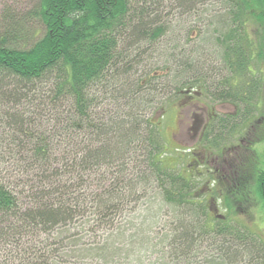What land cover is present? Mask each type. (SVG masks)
<instances>
[{
	"label": "trees",
	"instance_id": "trees-1",
	"mask_svg": "<svg viewBox=\"0 0 264 264\" xmlns=\"http://www.w3.org/2000/svg\"><path fill=\"white\" fill-rule=\"evenodd\" d=\"M37 1L35 10L40 33L34 37V43L19 50L8 46V40L0 42V108L6 110L2 112L1 119L10 129L0 137V165L3 163V150L14 158L20 154L21 161H30L29 167L38 179L36 186L19 193L15 191L17 185L1 183L3 177L0 175V264H15L16 261L35 264L34 260L45 261L42 264H58L56 259L60 263L57 255L65 250L64 247L53 251L50 260L37 258L42 246L48 242L46 235L50 236L51 231L58 235L55 231H62L76 223L82 226L81 218L87 213L88 216L99 217L98 222H102L118 212L117 201L124 198L125 191L149 179L161 186L163 200L177 219L174 234L165 239L173 248L171 256L174 264H196L191 262L192 255L198 253L193 248L201 246L207 239L210 249H214L211 257L217 255L219 259H205L206 264H264V251L255 242H250V235L230 231L227 225L210 219L208 205L206 207V203L195 194L191 195V179L172 173L173 170L166 169L162 161L166 148L161 121L173 96L176 100L186 92L195 91L223 103L236 100L243 103L249 98L232 94L236 83L208 93L207 81L216 85L212 74L216 75L217 70L209 67L212 78L205 76V81L201 78L203 73L199 62L187 57L186 50L177 53L179 40L172 31L171 22L162 20L164 17L161 18L163 15L157 8L158 0ZM226 1L219 3L225 6ZM230 1L233 5L224 7L226 15L213 18L215 32L212 31L204 43L214 48V58L223 62L222 68L228 69L236 82L250 69L246 61L253 56L249 48L252 42H249L246 28L251 18L260 26L257 43L264 50V0ZM174 2L178 9L190 10L193 3L199 4L202 0ZM4 15L5 20L1 21L14 31L11 40L17 41L15 17L10 16V11H5ZM4 37L6 35L0 36V40ZM167 39L173 41V48L180 56L166 53L164 77L146 72L139 81L141 58L148 53L151 55L156 47L160 53L169 51L172 42ZM172 72L174 75L169 77ZM258 77L260 86L263 82ZM158 79H162L161 82ZM170 89H173L171 99L165 96L161 100L156 112L146 120L149 130L141 134L139 128L143 123V114L150 111L149 106L154 104L156 94ZM103 99L109 104H102ZM27 114L29 117H26ZM102 115L106 118H101ZM37 116L46 117L48 121L54 119L57 124L66 122V130L63 131L69 142L81 131L84 140L91 144V149L84 156L79 158L78 150H73L72 157L64 158L73 165L69 166L66 174L79 171L77 176H82V179L83 173L89 169L102 166L116 168L119 165L117 177L121 182L113 183L114 187L110 185L105 198L103 194L90 197L93 193L89 192V196L84 195L83 198H86L81 202L79 198L82 195L77 197L72 187L61 184L58 168L47 165L49 152L45 134L32 129ZM215 118L217 122L211 125L212 130L205 140V144L211 147H216L218 141L223 140L227 129L235 121L233 119H237L228 116ZM263 119L261 117L259 121ZM235 125L239 124L236 122ZM142 149L146 151L152 177H139L136 185H132L133 182L123 183L128 173L125 168L129 165L117 163L131 155L136 156L135 152ZM174 150L180 152L183 149ZM25 152L30 153L29 158L22 156ZM28 170L24 169L22 175ZM238 175L241 189H248L253 184L259 200L264 203V165L254 174L246 168ZM67 197L69 200H66ZM88 198H93V203ZM201 216L204 220H199ZM87 222L83 221L84 227ZM62 234L59 233L52 245L59 247L62 244L59 239ZM69 239V248H77L78 241H72L71 236ZM234 246L237 250L232 248Z\"/></svg>",
	"mask_w": 264,
	"mask_h": 264
},
{
	"label": "rangeland",
	"instance_id": "rangeland-1",
	"mask_svg": "<svg viewBox=\"0 0 264 264\" xmlns=\"http://www.w3.org/2000/svg\"><path fill=\"white\" fill-rule=\"evenodd\" d=\"M219 1L222 0H202L199 4L193 3L190 10H180L174 0H158L157 8L163 15L161 18L164 17L162 20L171 22L172 31L174 30L173 33L179 40L177 53L186 50L187 57L199 62L198 66L203 73L201 78L205 81H207L205 76L212 78L209 74V67L213 68V71L217 70L216 75L212 74L213 77L215 76L216 85L213 86L211 82L207 81L208 93L217 88L225 89L228 84L236 83L232 89L234 90L232 94L234 96L240 95L245 99L249 98V100H244L243 103L237 100L223 103L208 99L205 94L203 96L200 94L199 98L196 97L192 102L196 101L198 107L203 108L204 111H198L202 117L209 115L233 117L237 118L233 120L239 125L232 122L223 140L218 141L216 147H211L202 142L192 145L193 142L181 137L184 140L182 149L187 151L195 147L189 153L188 151L177 152L174 150L176 149L174 140L178 141L177 121L180 119L179 121L185 129L186 124L184 123L189 121V114L185 107L186 98L177 97L174 100L173 96L172 100H169L168 110L161 121L164 148H166L162 161L166 169L173 170L172 173L181 174L191 179V195L195 194V196L200 197L201 202L206 203V207L208 205L210 211L208 217L210 219L222 222L223 225H227L230 231L242 232V235L249 234L252 238L248 237L250 242H255L254 244L264 251V203L259 200L253 184L249 185L248 189H241V185H238L239 181H237L240 177L238 173L243 172L246 168H249L250 172L254 174L264 165V119L259 121L261 117L264 118V50H261L257 43L260 26L253 18L247 25L246 33L249 35V42H252L249 48L252 49L253 56L246 61L247 67H250L249 73L245 72L241 80L235 82L231 78L229 70L222 68L223 62L220 63L214 58V48L204 43L208 36H211L212 31L215 32L216 27L212 24L215 21L213 18L224 17L227 12L224 7L233 5L230 0H225V6L221 5ZM37 3V0H0V36L6 35V38H1L0 42L8 40V46L19 50L29 48L34 43V37L40 33V23L35 10ZM5 11H10V16L15 17L17 41L11 40L10 36L13 37L14 31H10L8 24L4 26V21H1L4 19ZM163 21L161 22L163 23ZM167 40L169 43L172 42L169 51L164 52L163 50V53H160L156 47L154 51L152 50L153 55L148 53L147 56L141 58V65L138 67L139 81L146 72L152 76L164 77L166 74L165 54H174V56L180 54H176L173 41ZM245 48L248 49V45H245ZM173 75L174 72L169 77ZM258 75L263 82L260 86L258 85ZM161 80L158 79L159 82ZM172 90L156 94L157 98L154 104L149 106L150 111L147 110L141 118L143 120L142 126L139 128L142 130L141 134L149 130L146 120L160 106L161 100L165 96H169L171 99ZM102 102L104 105L109 104L104 99ZM4 111H6L5 108H0V137L5 136L10 131L2 123L1 116ZM34 116L35 114L32 118ZM26 117H29L28 114ZM101 118L105 119L106 115H102ZM34 119L36 125L32 127L33 131L40 132V134L41 132L44 133V139L48 142L49 155L47 156L49 161L47 165L50 164L49 168H58L57 174L61 178V184L72 187L77 197L82 195V198H79L81 202L86 198V196L83 198L84 195L89 196V192L93 193L90 197L95 194H103V198H105L109 186L114 187L113 183L121 182L117 177L119 165L116 164V168L115 166L112 168L102 166L89 169L83 173L82 179V176H77L79 171L66 174L72 164L69 159L64 160V158L72 157L73 150L74 152L78 150L79 158L84 156V153L91 149V144L84 140L81 131L74 135V139H70L69 142L63 131L66 130V122L57 124L54 119L48 121V118H38V116ZM3 153H1L3 163L0 165V175L3 177L1 183L14 187L17 185L15 191L19 193L26 192L30 186L34 187L38 184V179L36 180L34 176L35 171L29 167L30 161L28 159L21 161L20 154L14 158L7 155L4 150ZM135 153L136 156L131 155L127 160L117 163L129 165L125 168L128 173L127 175L125 173L123 183L133 182L132 185H136L139 183L137 178L152 177V169L147 164L146 151L142 149ZM29 155V152L22 153L24 157L29 158ZM139 156H144V158L138 159ZM51 163L53 164L51 165ZM26 168L29 170L22 175ZM216 170H219L220 173L217 174ZM160 189L161 186L155 180L149 179L147 182L140 183V185L133 186L129 191H125L124 198L117 201L118 212L102 222H98L99 217L88 216L87 213L81 218L82 226H78L76 223L62 231H55L58 235H55L53 231H51L52 235L50 234V236L43 235L42 237L45 236L48 242L42 246L37 258L50 260L53 257V251L64 247L65 250L57 255V258H60V263L58 262L59 259H56L58 264H174L175 261L172 260L171 256L173 248L170 242L165 241V239L174 234L177 219L170 206L163 200ZM23 195L25 194H20V196ZM74 197L73 195L72 199ZM88 199L91 202L93 200V198ZM66 200H69L68 197ZM61 202L63 203V199ZM84 220L85 222L88 221L85 227L83 225ZM199 220L204 219L201 216ZM59 233H63L59 237L62 244L57 247L52 244L58 238ZM70 236L73 237L72 241H78L77 248H69ZM232 248L237 250L235 246ZM193 249L198 250L197 254L192 255L191 262L193 263L206 264L205 259L215 258L214 261L219 259L217 255L211 257L214 249H210L208 239L203 241L201 246ZM110 252L112 255H109ZM42 262L45 263L43 260H34L35 264H42ZM15 264L22 263L16 261Z\"/></svg>",
	"mask_w": 264,
	"mask_h": 264
},
{
	"label": "flooded vegetation",
	"instance_id": "flooded-vegetation-1",
	"mask_svg": "<svg viewBox=\"0 0 264 264\" xmlns=\"http://www.w3.org/2000/svg\"><path fill=\"white\" fill-rule=\"evenodd\" d=\"M200 94L203 96V94L200 92H186L183 94L182 99L186 98L187 103L185 104V107L188 109L189 114V121H187L185 129L183 127V124L180 123V119L177 121V136L178 141H175V146L177 149H182L184 147L183 139L181 137L187 138L188 141L193 142L192 145H196L198 142L205 143L207 135L212 130L211 125L213 123H216L217 120L215 116L209 115L208 117H202L201 113L198 111L203 110V108H199L197 105V102H192L197 98H199ZM207 109V108H206ZM181 116V114H180ZM205 145V144H204ZM195 147H192L190 150H187L188 152H192ZM185 150V149H183ZM186 151V150H185ZM217 174L220 173L219 170H216ZM224 172V171H223Z\"/></svg>",
	"mask_w": 264,
	"mask_h": 264
}]
</instances>
